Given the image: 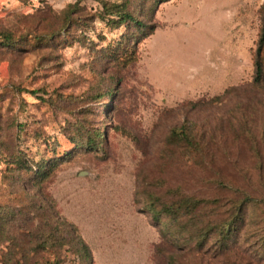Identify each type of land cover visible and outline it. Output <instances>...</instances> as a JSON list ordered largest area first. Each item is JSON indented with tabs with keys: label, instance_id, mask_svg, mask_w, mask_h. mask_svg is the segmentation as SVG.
Segmentation results:
<instances>
[{
	"label": "rangeland",
	"instance_id": "374dc122",
	"mask_svg": "<svg viewBox=\"0 0 264 264\" xmlns=\"http://www.w3.org/2000/svg\"><path fill=\"white\" fill-rule=\"evenodd\" d=\"M263 5L0 0V264H264ZM183 198L205 202L161 212Z\"/></svg>",
	"mask_w": 264,
	"mask_h": 264
},
{
	"label": "trees",
	"instance_id": "16d2710c",
	"mask_svg": "<svg viewBox=\"0 0 264 264\" xmlns=\"http://www.w3.org/2000/svg\"><path fill=\"white\" fill-rule=\"evenodd\" d=\"M103 11L100 14V19L103 21H107V24L120 27L122 25H135L136 27L144 28L143 24L138 21L132 13L128 12L126 6H122L119 4H106L102 2ZM263 15H262V28L259 37V42L257 45V49L255 51V77L254 83H260L263 79V67H262V50L264 47V5H263ZM0 41H2V46H8L10 41L9 34L0 33ZM131 59V58H130ZM131 61V60H129ZM104 134H98L96 138H90L88 144H93L97 140L101 139ZM174 138H177V141L184 142L188 147L192 146V142L188 135L184 132V127L180 128L178 132L174 133ZM41 171V170H39ZM205 201L202 200H194L192 198H183L182 200L178 201V203H173L170 206H163L161 208V212L172 215V218H176L179 214L183 211L191 212L199 207ZM66 226H68L66 224ZM229 224L221 230L220 234L221 237L227 238L230 235ZM70 229L67 231V238L71 240L74 244L75 251L80 254V258L85 261H90L91 255L89 248L87 245L81 240V238L76 236V230L72 228L70 225L68 226ZM29 237H32L34 234L29 232ZM37 239H35V246L34 249L40 248L41 250H49L48 242L52 241L51 248L54 250L55 253L58 252L59 248L66 244V238H63L61 235L55 236V229L49 227V229L44 231H37L36 232ZM59 256H55V259H58ZM23 260H26V256H23Z\"/></svg>",
	"mask_w": 264,
	"mask_h": 264
}]
</instances>
